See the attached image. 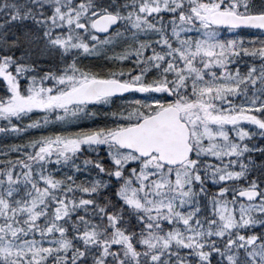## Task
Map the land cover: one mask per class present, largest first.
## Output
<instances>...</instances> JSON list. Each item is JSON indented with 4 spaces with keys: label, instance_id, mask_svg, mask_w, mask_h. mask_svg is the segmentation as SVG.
Here are the masks:
<instances>
[{
    "label": "snow or ice",
    "instance_id": "obj_1",
    "mask_svg": "<svg viewBox=\"0 0 264 264\" xmlns=\"http://www.w3.org/2000/svg\"><path fill=\"white\" fill-rule=\"evenodd\" d=\"M0 264H264V0H0Z\"/></svg>",
    "mask_w": 264,
    "mask_h": 264
}]
</instances>
